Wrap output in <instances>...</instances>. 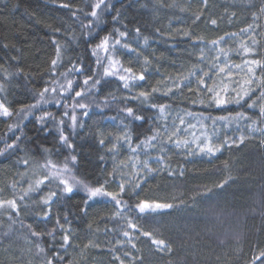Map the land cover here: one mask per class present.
<instances>
[{"label":"trees","instance_id":"obj_1","mask_svg":"<svg viewBox=\"0 0 264 264\" xmlns=\"http://www.w3.org/2000/svg\"><path fill=\"white\" fill-rule=\"evenodd\" d=\"M97 2L0 0V103L14 114L0 116V151L15 145L0 155V202L17 203L0 207V264H264V0H104L94 9ZM105 36L121 41L114 53L96 50ZM109 55L119 75L143 72L145 80L125 88L118 75L104 76ZM193 71L192 90L176 89ZM203 73L209 86H226L228 97L249 95L210 104L197 88ZM95 79L101 83L92 87ZM69 80L73 91L65 90ZM153 87L144 101L140 92ZM38 100L27 116L16 115ZM77 101L88 107H74ZM152 103L167 107L160 112ZM45 112L51 117L41 123ZM73 155L65 177L119 194V208L110 197L88 200L83 187L65 193L54 179L24 195L48 175L40 167L46 159L56 171ZM141 201L171 207L139 213L133 206Z\"/></svg>","mask_w":264,"mask_h":264},{"label":"snow or ice","instance_id":"obj_2","mask_svg":"<svg viewBox=\"0 0 264 264\" xmlns=\"http://www.w3.org/2000/svg\"><path fill=\"white\" fill-rule=\"evenodd\" d=\"M102 4H104V0H98V2L94 5V9H99ZM63 7H68V5L65 4V5H63ZM90 15L92 17H97V12L95 10H93L90 13ZM198 18L199 17H197V19ZM212 23L215 24L216 21L213 20ZM136 31H137V33H139V31H140L139 28H137ZM119 35L121 37H125L127 35V33L120 32ZM221 39H223V38H221ZM120 43H121L120 40H115L114 43L110 44L109 37L105 36L103 38V40L99 44L96 45V50H103L105 53H110V52L114 53L116 51V45H119ZM212 43L216 44L218 42L217 41H212ZM123 47L124 48H129V45L128 44H124ZM96 50H94V52H93L94 55L97 54ZM129 50L130 51H135V49H130V48H129ZM245 51H248V49H245ZM57 56L59 57V48H57ZM201 59H203V57H201ZM216 59L218 60L219 57H216ZM108 60H109V64H108L107 67L104 68V73H103L104 76H116V75H118V78L121 81H124V85L123 86L125 88H129V81H135L137 79L139 81L145 80V75H144L143 72H141L139 74V76H136L135 74H132L131 76L119 75V70L116 67L117 64H119V61L118 60H114L111 55H109ZM51 63H52L53 66H55L57 64V60L54 59V60L51 61ZM146 63H147V61H146ZM247 63H250L252 65H259L260 64V62L256 61V60H252V61L247 62ZM97 64H101V61L99 59H97ZM214 67H216V66L214 65ZM237 67H239V66H237ZM72 71H82V69L74 67L72 69ZM218 71L223 73V72H225V69L223 67H219ZM248 71L252 72L253 69L251 67H249ZM124 72L132 73V69L131 68H126V69H124ZM197 76H198V74L195 71L191 72L190 75L188 77H185L183 80H180L178 82H174L175 88L176 89H181L183 87H188L189 90L191 91L192 90L191 87H190L191 78L192 77H197ZM208 76H209V73H203L202 75L199 76V78L197 79V88H198V90L205 91V92H207L209 94L208 99H209V103L210 104H215L217 107H220V106H223V105H225L227 103L232 102L233 100L236 103H240V101L243 100L245 96L249 95V91H244L243 95H241L240 93L236 94L237 97H239L238 99L235 98V97H228V91H229L228 88L225 86V87H223L221 89L219 85H217V86H209L207 81H206V79H205V77H208ZM89 80H92L91 76L87 77L83 81L84 85H88ZM251 82L252 81L249 80L246 83L250 84ZM67 83H68V88L65 89V90L66 91H73V88H72L73 82L71 80H69ZM100 83H101L100 79H95V80H93L92 87H95L96 85H99ZM61 87H63V86H61ZM0 90H3V86L2 85H0ZM48 91H49L48 88H44L43 91L39 93V96H40L41 100H44V94L46 92H48ZM52 91H56V90L52 89ZM157 91H158V88L153 87L151 89V92L142 91V92H140L139 96L142 97L144 101H148L150 99V97L152 96V94L156 93ZM233 91H235V89H233ZM171 92H173V88H169L168 92H165L164 95H168V93H171ZM222 92H223V95L221 94ZM82 94L83 93L81 91H75V97H81ZM261 96L264 97V92L261 93ZM75 97H73V99H75ZM44 102L47 103V100H44ZM39 104H40V101L38 100L37 103H35V104H31V105H27V106L21 107L18 110V112L16 113V115H20L23 118L24 116H27L29 113H31L34 109L38 108ZM150 106L153 107V108H158L160 110V112H164L166 107H167L165 104L157 105L155 103H152ZM252 106H253L252 104H249V107H252ZM74 107H78L80 109H85V108L88 107V105H86L84 103H79L77 101L75 103ZM125 111L127 112V114L129 116H133L134 119H137V120L143 119L142 116L134 115V110L131 107L126 108ZM261 113L264 114V107L261 108ZM83 114L87 115V112H84ZM13 115H14L13 112L9 111L8 107H6L5 104L0 103V116L8 118V117H12ZM64 115L67 116L68 112H65ZM237 116L238 117H243V114H237ZM50 117H51V114L45 112L44 115L38 117V121L42 123L43 121H45L46 119H48ZM70 119L72 121L73 127L77 126V116L75 115L74 112L71 115ZM220 119H227V118L221 117ZM60 123L63 124V120H61ZM181 123L183 124L184 121L181 120ZM11 127L12 126L10 125L9 126V130H11ZM17 139H19V137H17ZM123 139L124 140H128L129 137L127 135H125L123 137ZM151 139L155 140L156 137L153 136V137H151ZM168 139L171 141L172 137L169 136ZM242 139L243 138H241V140ZM59 140H60V142L62 144L67 145V147H69V148L72 147V145L69 143L68 136L64 135L63 133H61V135L59 137ZM174 142H175L177 147L181 146V142L180 141L177 140V141H174ZM100 144L101 145L104 144V140L103 139L100 140ZM14 147H15L14 144H8L7 147L3 151H0V155H4V153L8 149H12ZM114 149H115V145L113 146V149H109V151H114ZM206 150H207L208 153H211L213 151V149L211 147H208ZM218 150L219 149H217V151ZM44 151L48 152L50 150L49 149H45ZM200 151L204 152L205 148H201ZM160 159L162 160L163 158H160ZM75 161H76V156L75 155L71 156L70 161L66 158L62 170L58 169L56 171H52L53 169H57V165L52 163L50 160L46 159L45 162L40 165V167L46 169L48 171V175H46L44 177V179L36 180L34 184H30L28 190L25 192L24 195H27L29 192L39 191L40 190V186L42 184H44L45 181L51 182V180L54 179V180H58L59 185H63L62 191L65 192V193L71 194L73 192L74 188L83 187V189L87 193L88 200H93V199H95L97 197H110L111 200L115 202V205L117 206V208H119L121 203H122L121 199L118 198L119 194H114V193L107 192L103 188V186H100V187H89L87 184H83L81 181L76 180L74 176L65 177V175H64L65 173H70L71 172V168L69 167V163L74 164ZM23 163L27 164L28 161L24 160ZM144 166L147 167V162H144ZM149 171H151V169H149ZM119 187H120L121 193H123L124 192V184H120ZM136 187H139V185H136ZM55 195H56V193L52 192L47 198L43 199L42 203L45 206L50 205L52 197L55 196ZM23 198H24L23 196L20 197V199H23ZM4 203H6L9 207H11L14 210L17 208V203H16L15 200H10V201H6V202H0V207H2ZM133 207H134L135 210H138L139 213H145V212H148V211H156L157 209L170 208L171 205L170 204H159V203H157V204H155L153 206V205H151V204H149L147 202L141 201V202L135 204ZM129 210H132V209H129ZM45 217H47V213H45ZM57 223H59V221H57ZM129 227L135 229L136 225L130 223ZM33 234L35 235L36 233H33ZM123 235L125 237H128L129 233L127 231H125L123 233ZM143 235L149 236L150 233L144 232ZM63 241H64L65 244H67L69 242V236L68 235H64L63 236ZM153 243L161 245V246H164L165 242L162 241V240H153ZM134 246L135 245H133V247ZM117 259H119V257H117ZM48 264H52V261H49ZM121 264H123V261H121Z\"/></svg>","mask_w":264,"mask_h":264}]
</instances>
